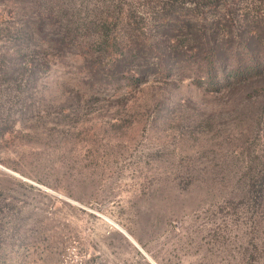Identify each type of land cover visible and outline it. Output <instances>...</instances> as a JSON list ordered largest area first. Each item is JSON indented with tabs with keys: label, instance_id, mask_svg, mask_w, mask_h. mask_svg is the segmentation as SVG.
Here are the masks:
<instances>
[{
	"label": "rangeland",
	"instance_id": "374dc122",
	"mask_svg": "<svg viewBox=\"0 0 264 264\" xmlns=\"http://www.w3.org/2000/svg\"><path fill=\"white\" fill-rule=\"evenodd\" d=\"M264 264V0H0V264Z\"/></svg>",
	"mask_w": 264,
	"mask_h": 264
},
{
	"label": "built area",
	"instance_id": "2783aa9c",
	"mask_svg": "<svg viewBox=\"0 0 264 264\" xmlns=\"http://www.w3.org/2000/svg\"><path fill=\"white\" fill-rule=\"evenodd\" d=\"M78 264H81L80 262Z\"/></svg>",
	"mask_w": 264,
	"mask_h": 264
}]
</instances>
